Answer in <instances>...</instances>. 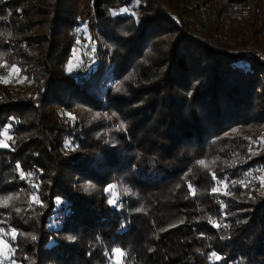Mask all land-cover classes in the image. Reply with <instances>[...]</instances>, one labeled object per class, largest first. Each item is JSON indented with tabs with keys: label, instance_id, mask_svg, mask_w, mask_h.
<instances>
[{
	"label": "trees",
	"instance_id": "16d2710c",
	"mask_svg": "<svg viewBox=\"0 0 264 264\" xmlns=\"http://www.w3.org/2000/svg\"><path fill=\"white\" fill-rule=\"evenodd\" d=\"M185 1L0 0V64L31 83L0 82L8 264H264V0H204V32ZM87 22L97 65L74 79Z\"/></svg>",
	"mask_w": 264,
	"mask_h": 264
},
{
	"label": "rangeland",
	"instance_id": "374dc122",
	"mask_svg": "<svg viewBox=\"0 0 264 264\" xmlns=\"http://www.w3.org/2000/svg\"><path fill=\"white\" fill-rule=\"evenodd\" d=\"M187 3V4H186ZM139 2L133 3L130 7H127V9H122L119 13H116L115 15H135L137 16V8H138ZM178 6H184L186 9H183L181 12L184 13L183 18L186 22L191 24L192 28L194 30H200L202 32L208 31L211 27L212 20L216 18V11L213 10L212 12H208L205 9L204 6V0H186L184 3H179ZM198 7V8H197ZM188 8H194L195 10L199 9V11H194L189 13ZM188 10L187 13H185ZM261 12H264V6L262 7ZM228 17H224V21H226ZM223 21V22H224ZM88 25L82 24L80 25L76 30V45L74 46V50L72 53V57L70 58L68 65H67V71L70 74L71 77L74 79H78L81 77H88L90 72L95 69L97 65V57H96V48L98 39V31L95 30V35H93L90 31L91 23L87 22ZM228 26V25H227ZM223 41H227L228 39L223 38ZM231 43H235V41H231ZM104 50H108L106 46H103ZM249 49V47L247 48ZM262 56V54H260ZM13 69H17L18 71H14ZM71 69V70H70ZM111 76L109 75L106 80H108L105 84V87L110 86L111 84L109 81L111 79ZM7 81V82H5ZM0 82L9 84L11 89L17 94H30L31 90V83L26 79L24 75H22L19 67L17 66H10L6 67V65L0 64ZM102 84L100 83V86ZM99 95H102L103 88H100ZM102 91V92H101ZM105 116V115H104ZM117 128H120L117 126ZM9 129H7L3 133V139L0 141V145H6L7 146V140L10 136V132H8ZM260 146H264V135L260 141ZM2 146V147H6ZM260 177V180L262 182V175L256 176L254 179H257ZM253 177H251L250 180H252ZM109 191L112 194L113 201L116 197H118L119 205L122 204L124 200L127 203L128 197L130 194V191L125 188H121L119 186V190L117 189V186L109 187ZM123 199V200H122ZM122 200V201H121ZM118 203V202H117ZM0 241L3 243H0V264H8L9 257H10V250L7 242L0 237ZM4 245H7V247H4ZM122 255H117L116 253V263L113 264H124L123 262V256L124 253L121 251Z\"/></svg>",
	"mask_w": 264,
	"mask_h": 264
},
{
	"label": "snow or ice",
	"instance_id": "6c2138e0",
	"mask_svg": "<svg viewBox=\"0 0 264 264\" xmlns=\"http://www.w3.org/2000/svg\"><path fill=\"white\" fill-rule=\"evenodd\" d=\"M14 71H18L17 69H13ZM71 70V69H70ZM5 82H7V81H5ZM0 146H6V145H0ZM200 164H202V165H205V162L204 161H200L199 162ZM205 166H207V165H205ZM23 175V174H22ZM249 175H251V173H249ZM215 178V177H214ZM222 183V182H221ZM235 183V182H234ZM216 191H218V189L217 188H214L213 189V192H216ZM9 199H11V198H9ZM33 199H35V197L33 198ZM5 205L8 203V201L7 200H5L4 202H3ZM110 203H113V201H110ZM12 235H13V238H15V232L13 231V233H12ZM33 239H35V237H33ZM0 243H3L2 241H0ZM4 247H7V245H4ZM115 251V253L117 254V255H122V253H121V250L120 249H116V250H114ZM215 255V254H214ZM217 259H219V257H216Z\"/></svg>",
	"mask_w": 264,
	"mask_h": 264
}]
</instances>
